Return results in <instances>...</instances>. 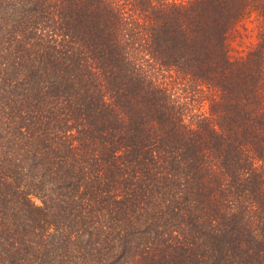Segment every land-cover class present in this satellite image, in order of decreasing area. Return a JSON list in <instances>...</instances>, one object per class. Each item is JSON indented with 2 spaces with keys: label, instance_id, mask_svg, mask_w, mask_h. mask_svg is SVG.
<instances>
[{
  "label": "trees",
  "instance_id": "16d2710c",
  "mask_svg": "<svg viewBox=\"0 0 264 264\" xmlns=\"http://www.w3.org/2000/svg\"><path fill=\"white\" fill-rule=\"evenodd\" d=\"M0 264H264V0H0Z\"/></svg>",
  "mask_w": 264,
  "mask_h": 264
}]
</instances>
